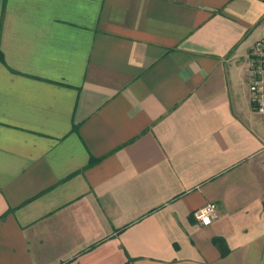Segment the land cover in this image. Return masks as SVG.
I'll list each match as a JSON object with an SVG mask.
<instances>
[{
  "label": "crops",
  "instance_id": "obj_1",
  "mask_svg": "<svg viewBox=\"0 0 264 264\" xmlns=\"http://www.w3.org/2000/svg\"><path fill=\"white\" fill-rule=\"evenodd\" d=\"M263 35L264 0H0V264H264Z\"/></svg>",
  "mask_w": 264,
  "mask_h": 264
},
{
  "label": "built area",
  "instance_id": "obj_2",
  "mask_svg": "<svg viewBox=\"0 0 264 264\" xmlns=\"http://www.w3.org/2000/svg\"><path fill=\"white\" fill-rule=\"evenodd\" d=\"M250 48L248 53L249 102L254 111L264 114V35L259 36ZM192 217L201 225L210 224L218 217L217 207L215 203H208L193 211Z\"/></svg>",
  "mask_w": 264,
  "mask_h": 264
},
{
  "label": "trees",
  "instance_id": "obj_3",
  "mask_svg": "<svg viewBox=\"0 0 264 264\" xmlns=\"http://www.w3.org/2000/svg\"><path fill=\"white\" fill-rule=\"evenodd\" d=\"M4 2H5V0H4ZM0 57H1V54H0ZM73 129H76V127H73ZM93 161H95V159H91L90 160V163H92ZM225 252V250L223 249V253Z\"/></svg>",
  "mask_w": 264,
  "mask_h": 264
},
{
  "label": "clouds",
  "instance_id": "obj_4",
  "mask_svg": "<svg viewBox=\"0 0 264 264\" xmlns=\"http://www.w3.org/2000/svg\"><path fill=\"white\" fill-rule=\"evenodd\" d=\"M205 222H207V220Z\"/></svg>",
  "mask_w": 264,
  "mask_h": 264
}]
</instances>
